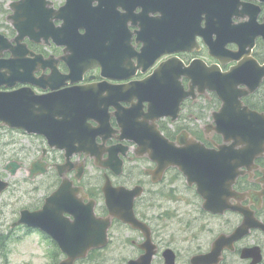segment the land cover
<instances>
[{"label": "water", "instance_id": "obj_1", "mask_svg": "<svg viewBox=\"0 0 264 264\" xmlns=\"http://www.w3.org/2000/svg\"><path fill=\"white\" fill-rule=\"evenodd\" d=\"M30 2L31 7L29 9H27L25 2L17 3L21 8V12L17 14V19L14 22L18 29L16 41L21 40L26 34L43 35L45 38L52 37L55 41V37L59 35V30L71 27V22L66 17H69L75 9L77 0H66L64 6L59 8L62 14L56 17L64 19L59 28L53 27V12L43 10L38 0H30ZM170 4L172 5L169 9H167V5H164L162 20L171 24L175 36L172 42L178 45L182 36L186 33V2L175 0V3ZM81 6L83 5L81 4ZM150 49V43H145L142 49L143 54H147ZM181 49L185 48L176 47L173 50ZM242 50L247 56L248 51L244 50L243 44ZM70 51L62 59L66 61L74 60V51L72 49ZM27 52L26 48L16 47L15 60L25 59ZM37 58L40 59V57ZM173 60L175 64H159L147 77L128 84L74 86L45 95H35L24 89L14 92H0V120L10 126L24 128L30 132H41L45 128L54 137L61 136V134L75 135V133L81 137L84 134L83 118H100L103 116L102 112L108 104H114L117 107L118 100L131 101L137 98L135 103L131 101L130 109L118 108L117 114L122 125V137L137 142L136 154L147 153V156L157 163L156 168L150 171L153 181L161 178L167 166L173 165L177 166L187 176L190 183L196 181V179L200 183L205 182L206 177L209 175L213 176L215 173L219 175L216 172V165H219L218 162L220 160L222 162V157L226 156L223 163H221L222 185L228 184L225 181V175L229 174L230 165H232L235 172L236 168L240 165H248L256 155L264 150V122L259 125L263 121L264 115L248 109L242 105L239 99L240 96L248 93L249 89L253 90L257 87L262 75H264V65L246 64L245 66H234L229 71L221 72L216 65L190 64L183 66L178 58L174 57ZM246 60L247 58L243 62ZM243 62L239 65H243ZM24 65L0 64V70L4 68L3 71H0V84L13 85L15 82L8 81L13 78L12 80L32 82L43 87L45 85H49L51 88L60 86V84L54 83L62 78L59 72L53 71L51 75L37 80L32 77V70L36 64H26L25 67ZM41 65H49L56 69V64ZM67 65L69 66V73L65 77L76 80L78 75L85 69L96 64ZM99 65H101L104 75H109L116 67V64ZM141 65L146 68L150 64ZM20 67H24V69L20 71ZM127 67L132 68L131 64H128ZM119 69L124 68L119 65ZM181 75L191 79V88L198 85L200 90L205 87L213 89L223 101V106L217 113L219 114L217 121L220 124V119L223 120L222 133L224 140L232 139L233 142L227 147L223 146L218 154L203 149L192 139H186L184 134L177 137L178 145H176L166 139L157 129L154 121L161 115L175 116L179 104L178 99L183 97L179 96L177 98L176 93L181 91L179 80ZM128 76L129 74L125 77ZM243 83L247 84L249 89L238 91V85ZM93 93H96L99 97L101 94L106 93L107 97H111L112 100L106 104L101 101L98 104L92 103L91 96ZM144 101L148 102L146 112H142ZM98 115L99 117H97ZM232 118L242 120V123L232 127ZM106 124L107 122L104 120L101 128H104ZM233 129L238 132H231ZM80 143L78 149L83 148L96 155V157L101 154L94 145L93 140H82ZM235 144H243V148L232 150V146ZM57 147L61 148L63 145L57 144ZM94 150H96L95 154ZM126 150L127 146H121L120 144L111 146L108 149L109 157L104 166L111 167L116 174H119L123 163L118 157V152L125 154ZM41 165L39 162L34 163L35 167H39L40 172L44 170ZM66 165L57 166L60 175L68 169ZM7 167L13 173L18 165L15 162H10ZM81 171L80 168L79 175ZM31 172L36 173L37 170ZM199 182H197L198 190L207 197L205 206L212 211L218 210L221 212L223 206L211 202L209 199L211 195L208 198ZM206 182H211L210 187L216 190L219 187L216 182L209 178ZM77 190L79 191L80 188H72L71 182L67 178H63L58 189L46 199L41 209L32 212L22 210L20 219L15 222V224L27 223L35 227L43 226L45 222H52L59 228L60 233L56 235V239L68 255L59 264H74V261L79 257H83L89 249L104 245L106 243V228L110 224L111 216L128 222L133 227L140 228L148 238V229L136 217L133 208L135 197L142 192L141 186L136 185L131 189L124 186H113L107 178L102 191L110 216L103 218L95 216L92 200L86 205H82L79 200L77 201L75 197ZM209 192L212 193V190H209ZM213 200L221 205L218 197L213 198ZM242 211L245 214L242 223L231 234H220L213 241L211 250L208 253L194 255L191 258L192 264H217L222 250L224 248L233 249V242L248 233L250 228L260 227L264 230V224L254 219L252 212ZM64 212L73 215V221H70L68 217H63ZM142 247L146 248V253L136 260H130L128 264H149L153 253V246L149 243V239ZM163 255L168 264H174V254L171 250L167 249ZM241 257H251L252 261L249 264H256L261 260L260 248L258 246L244 247L241 250Z\"/></svg>", "mask_w": 264, "mask_h": 264}, {"label": "flooded vegetation", "instance_id": "obj_2", "mask_svg": "<svg viewBox=\"0 0 264 264\" xmlns=\"http://www.w3.org/2000/svg\"><path fill=\"white\" fill-rule=\"evenodd\" d=\"M20 1L0 0V34L8 39L10 48L24 44L31 53H27L26 58L28 59L12 60V51L4 49L0 64H58L59 70L65 73L67 67L64 64L69 63L63 60L62 56L66 55L69 49L75 50L74 58L76 60L71 64H132V67L137 64H152L144 73L140 72L138 68L131 79H140L148 75L157 64H175L174 61H170L173 55L168 53L175 48L172 44L175 38L173 29L168 21L162 20L164 5H167V9H169L172 5L170 3H175V0H78L74 13L66 18L71 19V27L59 30L55 42L51 37L48 38L49 43L46 38L37 37V35L33 39L30 35H25L20 41L15 40L18 29L14 22L17 19V14L21 12V8L17 5ZM38 1L43 4L44 9L54 12L55 15H60L61 13L57 10L64 5L66 0ZM183 2H186V35L182 36L184 43L178 46H185L186 49L178 52L177 55L184 64H224L221 66L222 70H227L229 66L238 64L245 56V54L235 53L239 49L238 34L255 36L253 45L246 47L247 50H250L248 57L259 64H264V38L262 36V33L264 34V0H183ZM81 4H83L84 12H81L83 9L80 7ZM25 5L29 9L31 7L30 0ZM112 5L116 6V9ZM52 18L53 26L59 28L64 19ZM240 25L245 27H242L238 32ZM236 28L237 31H235ZM229 29H231L230 34ZM63 41L65 44L59 43ZM246 41L249 40L246 39ZM145 43L151 45L147 54H143L142 51ZM160 51L164 53L157 56L156 54ZM36 55H39L41 59H34ZM233 56L236 59L227 60ZM47 72L48 70L44 71V73ZM42 73V70H38L35 74L39 76ZM126 75V71H111L109 75H101L100 68L95 66L82 74L81 83L121 84L127 80L113 78ZM183 80L186 84V91H189L187 83L190 82V79L183 78ZM240 89H248V87L246 84H239L238 91ZM34 90L37 93L43 92L35 87ZM197 90L198 85L191 88V91ZM101 100L100 97L93 98L94 103H99ZM241 100L249 108L264 113V75L261 77L259 87L253 92H250L249 89L248 93L242 95ZM119 104L122 107L129 106L123 99L119 101ZM221 105L222 100L216 91L208 90L204 95H191L181 102L179 117L176 121L167 116L158 121V127L161 126L163 132L170 139H175L176 135L186 130L206 146L213 147L214 144L221 143V137L213 131L206 132L205 128L216 124L213 114L220 109ZM114 112H116V108L112 105L107 106L103 112L104 115H108V121L113 128L110 135L105 137L106 146L116 143L119 135L116 131L119 125ZM88 122L94 127L98 125V121L94 119H89ZM239 122L242 123V120ZM19 131H11L5 127L0 129V140L8 137L6 133L10 132L22 137L20 141L25 144L23 146L19 144L18 147L13 144L0 148V158L4 152H7L18 161H28V166L25 168L27 179H29L28 168L32 162L41 159L47 163L48 174L46 172L45 175L34 176L33 179L41 178V181L38 182V185L30 186L29 193L34 194L30 201H25L26 206L24 207L34 210L43 205L45 198L60 182V175L55 164L63 162L64 156L63 151L48 147L44 136L24 134ZM107 133L109 131L97 135L96 142L101 143L102 136ZM126 141L123 142L126 143ZM127 143L129 142L127 141ZM4 144L5 142L1 145ZM132 157V152L128 151V156L123 158V170ZM75 159L76 157L73 158V160ZM151 165V167L154 166L153 163ZM94 167L92 159L87 158L85 170L79 181L75 179L74 168L68 173L70 180L74 184L80 185L83 192L87 194V197L79 196L83 202H86L88 198H102L101 184H92L96 178L86 172V169ZM238 168L239 174L230 184L231 195L229 197L222 196V198L233 206H245L251 209L254 211L255 217L264 222V152L256 156L248 165H240ZM101 172L103 177L104 173H107L114 184H120L121 182L117 181H120L124 176V172L118 177H115L111 170ZM138 174L140 175L139 172ZM48 176L53 180L50 182L52 184L50 189H47L44 183ZM1 177L11 183L8 175ZM129 180L124 182L129 183ZM228 185L226 184V186ZM35 192H39V194L35 195ZM137 204L141 205V201L138 200ZM101 212L107 214L108 211L103 207ZM220 218L233 220L237 224L244 220L243 216L231 210H225L217 217L218 220ZM254 232L261 231L255 230ZM55 246L59 251L61 250L59 243L55 242ZM139 254H141L140 251ZM244 263L245 260H241L237 251H234L225 252L220 264Z\"/></svg>", "mask_w": 264, "mask_h": 264}, {"label": "rangeland", "instance_id": "obj_3", "mask_svg": "<svg viewBox=\"0 0 264 264\" xmlns=\"http://www.w3.org/2000/svg\"><path fill=\"white\" fill-rule=\"evenodd\" d=\"M8 137L0 140V145L5 142L2 147H9L13 144L16 147L21 144L18 134L6 133ZM10 158L7 152H4L0 160V170L2 165ZM10 160V159H9ZM133 163H135L133 161ZM132 163V164H133ZM22 168L15 175L11 176L13 180L12 186L0 194V235L9 234L13 236L8 243V252L5 258H0V264H55L57 258L48 241L40 236L39 233L32 232L22 235L19 228L11 227V223L17 218L19 210L23 208L20 205L23 201H30L34 193H29L30 185L24 181L26 174V160L21 161ZM129 166V165H127ZM148 163L142 165V168H148ZM89 175L98 174L91 168L86 169ZM6 174V173H5ZM135 175L134 168H126L125 176ZM40 180V179H39ZM123 176L120 181H124ZM138 180H142L144 187L148 191L144 192L145 201L139 206V211L148 217V221L153 227V237L155 243L160 249L172 247L178 253L177 264H188V258L199 250H206L212 238L221 229L227 227L225 220H206L200 210V203L195 198H191L192 191L186 187L185 180L181 175L169 174L165 181L157 185H148V177L144 174L139 175ZM102 178L94 180L92 184H102ZM132 182L125 183L132 186ZM39 192H35V195ZM21 203V204H20ZM230 224V223H228ZM226 230V229H224ZM227 231V230H226ZM18 236H21L19 238ZM111 244L101 251L99 256L93 255L90 258L80 262L79 264H125L127 259L134 257L136 247L132 242L141 241L136 234L123 227H114L111 229ZM138 239V240H137ZM259 240L264 246V236L253 233L242 244H250ZM257 242V241H256ZM264 248V247H263ZM161 264V257L156 256Z\"/></svg>", "mask_w": 264, "mask_h": 264}, {"label": "trees", "instance_id": "obj_4", "mask_svg": "<svg viewBox=\"0 0 264 264\" xmlns=\"http://www.w3.org/2000/svg\"><path fill=\"white\" fill-rule=\"evenodd\" d=\"M6 244H5V241L4 240H2L1 241V243H0V247L2 248V249H4V246H5ZM94 252H91L90 254H89V256L91 255V254H93Z\"/></svg>", "mask_w": 264, "mask_h": 264}]
</instances>
